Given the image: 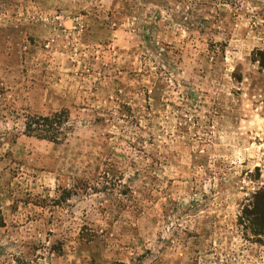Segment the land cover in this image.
Segmentation results:
<instances>
[{"label":"rangeland","instance_id":"1","mask_svg":"<svg viewBox=\"0 0 264 264\" xmlns=\"http://www.w3.org/2000/svg\"><path fill=\"white\" fill-rule=\"evenodd\" d=\"M263 59L264 0H0V264H264Z\"/></svg>","mask_w":264,"mask_h":264},{"label":"trees","instance_id":"2","mask_svg":"<svg viewBox=\"0 0 264 264\" xmlns=\"http://www.w3.org/2000/svg\"><path fill=\"white\" fill-rule=\"evenodd\" d=\"M262 65L264 67V59L262 60ZM68 117L69 112L66 109L44 116H28L24 124V130L28 136L58 143L65 137L66 131L68 130V126H66ZM260 196L264 198V192ZM256 215L258 216L259 222L264 224V208L259 210Z\"/></svg>","mask_w":264,"mask_h":264}]
</instances>
